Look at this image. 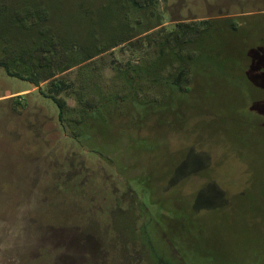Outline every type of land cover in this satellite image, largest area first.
Segmentation results:
<instances>
[{
  "label": "rangeland",
  "instance_id": "obj_1",
  "mask_svg": "<svg viewBox=\"0 0 264 264\" xmlns=\"http://www.w3.org/2000/svg\"><path fill=\"white\" fill-rule=\"evenodd\" d=\"M180 24L222 32L206 38L216 54L199 60L190 92L148 125L118 111L113 140L75 139L51 96L57 80L92 83L79 66L61 72L93 48L86 35L109 47L116 32ZM144 35L92 62L102 85H121L114 66L140 62ZM255 43L264 0H0V264H264V78L245 77L262 58L238 57ZM176 188L215 212L177 213L190 198L173 199Z\"/></svg>",
  "mask_w": 264,
  "mask_h": 264
},
{
  "label": "trees",
  "instance_id": "obj_2",
  "mask_svg": "<svg viewBox=\"0 0 264 264\" xmlns=\"http://www.w3.org/2000/svg\"><path fill=\"white\" fill-rule=\"evenodd\" d=\"M134 3L136 4L137 1ZM157 27H153L149 31ZM207 28H205V34L203 33L202 35L193 26L181 24L167 33H158L157 36L146 34L147 31L142 34L127 35V37L120 38L116 32L111 34L112 46L109 47L99 46L96 43L95 35H86L84 43L93 42V48L91 49L87 46L82 48L80 61L67 68H62L61 72L79 66L80 72L92 77V83L86 82V85L75 87L67 81L57 80L53 83V89L51 88L53 90L51 97L58 107L60 121L66 130H70L75 139L84 143L95 140L98 135L103 141L108 142L113 140L112 137H114L113 124L117 118H120L118 111L122 109L128 110L129 114H124L128 121L133 125L143 126L148 125L150 121H155V117L162 111L174 108V103L179 96L190 92L191 75L194 73L195 76H198L197 71L201 69V63L199 64V62L214 60L213 57L216 53H214L212 44L215 39H211L212 42H210L208 49L203 45L208 36L216 38V35H220L222 32L212 31L211 34H208ZM244 30L240 29V31L232 32L236 33L235 37H238L239 33ZM189 34H192V36H189ZM143 35L144 40L148 42L144 43L146 51L139 55L138 61L140 62L133 63L128 61L121 66L115 65V76L116 79L121 81V85L112 84L110 88L102 85L98 74L94 75L93 69L96 70V68L92 66V62L125 43L132 44V46L140 45L141 41L138 37H143ZM247 48L240 52L239 58L245 52L249 57L252 53H257L262 58L260 60L263 61L259 62L252 59L249 68L245 71V77L254 82L258 77L264 78V48L257 44ZM137 50L140 49L137 48ZM216 56L218 57L219 53ZM243 67L241 68L242 70ZM216 69L219 70L218 66ZM55 76L52 75L46 80H55ZM123 91H126V93ZM63 92H68L69 95L75 98L76 106L71 107L68 105L66 99L60 96ZM144 141L136 138L134 143L143 145ZM165 170V176H167V168ZM165 176H162V178ZM178 191L180 189H173V191L169 192V195H172L173 199H175V193H178ZM180 192L181 198L186 196L190 198V204L188 208L178 209L177 213L180 212L183 215L186 212L198 222L204 219L207 220L212 212H215V209H208L205 212L201 211V208L196 204L200 193L197 197H193L192 195L183 196L182 191ZM226 207H217V210L224 211ZM169 213L167 210L162 211L164 215ZM191 217H189V220L192 221H190L189 229H192L193 233H197L201 225L194 222V218ZM181 226L174 228L177 234L188 233L189 229Z\"/></svg>",
  "mask_w": 264,
  "mask_h": 264
}]
</instances>
